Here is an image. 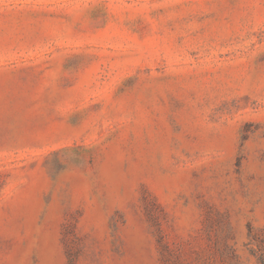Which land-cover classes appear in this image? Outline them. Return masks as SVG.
I'll return each instance as SVG.
<instances>
[{"label": "rangeland", "instance_id": "374dc122", "mask_svg": "<svg viewBox=\"0 0 264 264\" xmlns=\"http://www.w3.org/2000/svg\"><path fill=\"white\" fill-rule=\"evenodd\" d=\"M0 264H264V0H0Z\"/></svg>", "mask_w": 264, "mask_h": 264}]
</instances>
